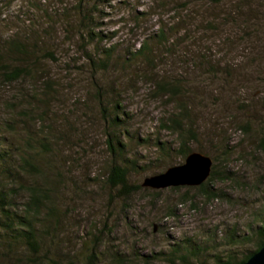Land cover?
<instances>
[{
  "label": "rangeland",
  "instance_id": "374dc122",
  "mask_svg": "<svg viewBox=\"0 0 264 264\" xmlns=\"http://www.w3.org/2000/svg\"><path fill=\"white\" fill-rule=\"evenodd\" d=\"M79 1L0 0V39L19 35L31 43L36 37L34 32L48 30V45L56 61L44 59L43 53V63L37 68L39 72H48L53 82L58 80L63 83H59L61 87L57 89L58 99L54 103L58 106L59 114L51 116L56 122L52 124L66 136L62 151L69 157L68 171L71 177L76 181L86 180L82 185L84 193L79 197H74L73 193L67 196L75 198L74 202L67 200L69 207L64 200L66 206L63 212L69 217V222L61 233V248L64 249V246L78 251L83 245L82 239L87 238L107 256L117 252L127 258L132 257L137 264H143L145 260L149 261L146 264H168L162 259L155 261L154 256L166 253L171 246L183 240L204 241L208 236L216 235L215 244H221L228 228L235 227L242 233L252 220L251 212L258 209L264 200V156L253 149L251 138L242 137L233 128L236 123L250 119L257 130L258 122L264 115V0H233L218 7L203 3L201 17L207 23L214 22L218 17L219 30L202 34L199 48L191 47V42L188 45L190 51L204 52L211 61L220 64L221 75L217 79L198 76L199 70L192 71L180 63H176L172 69L174 76L182 75V79L188 83L189 93L185 100L190 118L197 128L201 132L220 128L231 140L229 147L234 149L226 159L228 164L223 167L237 183L223 180L212 185L214 191L227 194L230 201L207 200L197 187H177L176 190L173 187L159 190L143 187L146 178L160 171L154 168V172L150 170L131 177L142 190L133 194L129 202L121 199L112 202L108 193L91 183V179L99 174L100 166L108 163L106 126L98 113L95 93L99 91L98 87H102V91L109 90L110 98L118 99L124 111L131 115L128 134L150 139L148 145L133 144L130 150L140 159L141 166L156 161V143H169L175 148L176 138L164 129L163 122L176 113V105L174 101L169 103L167 98L155 94V80L162 70L155 69L157 63L151 66L139 60L133 70L125 73L110 69L105 77L93 80L95 83L88 80V73L73 71L72 66L75 67V63L81 65L85 59L79 35L76 30L67 35L70 28L61 15ZM157 1L105 0L100 5L103 15H94L101 23L97 31L109 37L101 42V47L117 45L120 54L133 52L141 47L159 23L172 25L177 18H174L171 6L156 11ZM146 13L147 17L135 21L137 14ZM229 13L232 22L224 24L222 20ZM225 67L229 68L228 75ZM39 79L41 77L37 75L24 77L11 85L0 81V119L3 117L4 102L15 103L19 97L26 103L34 88L41 87ZM111 89L116 90L115 94ZM240 101L247 102L249 107H246V111L237 110ZM22 120L24 126L35 131V139L46 134L36 120ZM28 127L21 129L23 134H26ZM23 134H19V144L27 140ZM73 142L80 144L73 146ZM201 145L202 154L211 158L216 155L212 148L214 144H210L204 136H201ZM184 162L179 157L171 160L174 166ZM65 195H68L67 192ZM182 197H188L191 201L181 206L179 200ZM171 209L175 210V216L167 217ZM95 234L97 236L93 238Z\"/></svg>",
  "mask_w": 264,
  "mask_h": 264
},
{
  "label": "trees",
  "instance_id": "16d2710c",
  "mask_svg": "<svg viewBox=\"0 0 264 264\" xmlns=\"http://www.w3.org/2000/svg\"><path fill=\"white\" fill-rule=\"evenodd\" d=\"M228 1L233 0H159L156 11L171 6V12L174 18H177L175 22L172 25L159 23L158 28L152 31L139 49L133 52L124 51L122 54L117 45L101 47V42L109 37L97 31L101 23L94 15H103L100 5L104 4L105 0H80L72 9H66L61 15L67 27L70 28V31L67 30V35L74 30L79 35V44L85 59L81 65L75 63V67L72 66L73 71L85 75L88 73V80L93 82L105 77L110 69L124 73L130 72L139 60L151 66L157 63L155 69L162 70L159 71L155 80V94L167 98L169 103L174 101L176 105V113L163 122L164 129L176 138L175 148L169 143H156L158 152L156 161H149L141 166L140 159L130 150L133 144L148 145L151 143L150 139H141L128 134L127 128L131 123L130 113L124 111L118 99L110 98L109 90L102 91V87H98L100 92L97 91L94 97L98 104V113L106 126L108 163L100 166L99 174L91 179V183H95L101 191L108 193L110 201L121 199L129 202L133 194L142 190L132 181L133 175L157 168L160 171L155 174L156 176L162 174V170L165 172L175 167L171 163L173 157L185 160L192 152L203 153L201 136H204L210 144H214L212 148L215 149L216 155L212 157L214 164L211 176L197 188L207 200L230 201L227 194L220 190L214 191L212 185L223 180L237 183L229 171L223 167L228 164L226 159L234 149L229 147L231 140L220 128L214 127L206 132H201L197 128L190 118V111L185 100V96L189 93L188 83L182 79L184 76L177 74L176 77L172 73L175 64L180 63L192 71L199 70L198 76L217 79V76L221 75L220 64L211 61L204 52L190 51V48L200 47L201 35L206 31L219 30L218 17L211 23L204 22L201 17L203 3L218 7ZM147 16V13L137 14L135 21H140ZM222 21L224 24H231V14L229 13ZM47 34L48 30L44 29L41 32H34L36 37L31 43L19 35L0 39V81L11 85L24 77L31 78L35 75L41 77L39 79L41 87L37 88L39 90L34 88L29 101L24 103L22 98L18 99V97L17 102H4L2 105L0 264H132V262L137 264L131 259L132 257L127 258L117 252L105 255L102 250L91 244L92 240L88 241L87 238L82 239L83 245L78 251L66 249L64 244L62 246L66 250L61 248V233L68 227L69 222V217L63 212L66 206L64 200L67 202L70 199L69 202H74L75 198L67 197L69 193H73L74 197L84 193L82 185L86 179L76 181L71 177L68 171L69 157L62 151L66 136L60 128H54L52 124L56 122L51 116L56 117L59 114L58 106L54 102L58 99L57 89L61 87V83L58 80L53 82L48 72H39L37 68V65L43 63L41 58L43 53L44 59L56 61L54 52L49 48ZM188 42H191V47ZM183 45L188 50H185ZM168 66L169 69H167ZM227 69L229 68L224 69L226 75L230 72ZM111 90L112 94H115L116 90ZM239 103L240 105L237 106L239 111H246V107H249L246 101ZM22 119L36 120L37 125L46 130V134L40 139H35L37 134L28 126H24ZM27 127L28 132L23 134L21 129ZM233 129L242 137L251 138L253 149L264 156V115L258 122L257 130L254 129L253 121L250 119L236 123ZM19 134L27 136V140L20 144ZM48 143L51 147H47ZM75 144L79 146L80 142L72 143L73 146ZM156 163L158 165H155ZM65 192L68 195H65ZM190 201V198L182 197L179 205H186ZM69 202H67L68 207ZM175 213V210L171 209L167 217H173ZM251 215L252 220L245 226L242 233L235 227L228 228L221 244H215L216 235L208 236L204 241L186 239L171 246L166 253L161 252L155 255L154 259L155 261L162 259L168 264H243L264 245V200L258 209L251 212ZM95 236L97 235H93V238ZM223 246L226 248H222ZM136 260L141 263L139 258ZM146 263L149 261L143 262V264Z\"/></svg>",
  "mask_w": 264,
  "mask_h": 264
},
{
  "label": "water",
  "instance_id": "95a60500",
  "mask_svg": "<svg viewBox=\"0 0 264 264\" xmlns=\"http://www.w3.org/2000/svg\"><path fill=\"white\" fill-rule=\"evenodd\" d=\"M213 164L211 157L192 152L183 164L171 167L162 174L146 178L143 187L156 190L171 187H200L211 176ZM243 264H264V245Z\"/></svg>",
  "mask_w": 264,
  "mask_h": 264
}]
</instances>
